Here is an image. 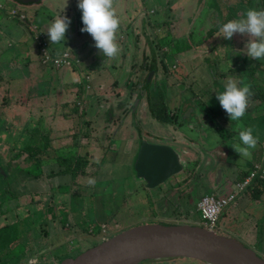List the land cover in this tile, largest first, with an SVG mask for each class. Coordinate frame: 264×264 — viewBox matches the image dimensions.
<instances>
[{
    "label": "rangeland",
    "instance_id": "rangeland-1",
    "mask_svg": "<svg viewBox=\"0 0 264 264\" xmlns=\"http://www.w3.org/2000/svg\"><path fill=\"white\" fill-rule=\"evenodd\" d=\"M260 1L116 0L120 53L98 61L93 57V38L81 32L78 0H67L63 12L71 20L64 45L51 44L47 29L66 0H40L33 5L0 0L5 6L0 9V100H5L0 101V226L7 225L0 233L4 235L2 245L18 239L12 249L0 243V258L8 252L14 261L22 259L21 264H59L134 226H202L196 209L199 199L206 194H228L239 181V170L247 172L264 160L263 104L250 98L245 115L231 121L216 98L229 77L236 79L228 74L229 68L241 63L248 37L235 34L228 40L219 32L213 34L214 39L208 37L219 27L215 14L226 10L230 20L239 19L249 9H264ZM12 7L17 16L10 15ZM40 32L53 52L68 50L78 59L76 67L64 70L66 94L77 91L66 99L69 105L64 109L53 111L49 106L60 95L63 74L39 64L36 39ZM197 45L199 50H189ZM166 49L164 70L160 62ZM247 59L244 66L249 71L240 80L249 78L256 86L264 80V60ZM23 60L26 63L19 64ZM153 61L157 72L148 83L150 91L149 87L148 92L136 87L129 94V84L132 89L136 82L145 84L144 66L150 67ZM30 63L34 69L37 66V73ZM34 75H38L36 80ZM83 79L78 93L75 84ZM157 87L165 90L167 108L178 116L175 123L171 118L163 123L149 109L150 102L162 100ZM137 98L139 103H135ZM64 99L61 94L59 102ZM133 104L137 107L132 108ZM187 108L192 112L182 119ZM40 118L47 121L42 125ZM36 127L53 134L54 139L37 155L42 161L34 164L22 142L31 138L23 135L28 134L25 129ZM247 127L259 138L249 160L231 147L240 142L239 131ZM141 141L175 150L183 166L181 173L148 189L133 171ZM77 156L88 164L72 180L70 173L62 171L69 170ZM62 157L69 160L64 163ZM249 203V194L240 193L236 205L220 215L215 232L235 234L231 237L264 258V206ZM47 205L49 212L45 211ZM152 264L205 263L174 259Z\"/></svg>",
    "mask_w": 264,
    "mask_h": 264
},
{
    "label": "water",
    "instance_id": "water-1",
    "mask_svg": "<svg viewBox=\"0 0 264 264\" xmlns=\"http://www.w3.org/2000/svg\"><path fill=\"white\" fill-rule=\"evenodd\" d=\"M13 1L33 5L38 4L40 0ZM93 52V57L98 61L105 58L95 46ZM153 74L152 70L146 76V85ZM143 86L144 84L140 83L136 87ZM143 91L139 97L143 95ZM139 101L137 98L135 103ZM135 105L132 107L135 108ZM191 112L192 109H185L182 119L188 118ZM182 169L180 157L171 147L141 141L134 159L133 171L136 178L142 180L148 189L160 186L172 176L181 173ZM174 259L195 260L205 264H264L263 257L235 238L188 224L134 226L74 258L63 259L59 264H152Z\"/></svg>",
    "mask_w": 264,
    "mask_h": 264
},
{
    "label": "clouds",
    "instance_id": "clouds-1",
    "mask_svg": "<svg viewBox=\"0 0 264 264\" xmlns=\"http://www.w3.org/2000/svg\"><path fill=\"white\" fill-rule=\"evenodd\" d=\"M66 6L67 0L61 14H58L48 26L47 35L51 44L63 42L64 45L66 40V33L71 24L70 18L63 14ZM78 8L82 11L81 32L91 35L95 47L104 57L116 58L121 49L117 40L121 20L116 0H78ZM219 31L228 40L235 34L247 36L248 41L243 51L253 60H264V9H249L244 17L229 20ZM251 95L249 84L229 77L224 84V91L216 98L230 120L238 121L245 115ZM253 131L252 127L240 130V142L231 144L240 157H250L251 150L256 148L259 138L254 136Z\"/></svg>",
    "mask_w": 264,
    "mask_h": 264
},
{
    "label": "trees",
    "instance_id": "trees-1",
    "mask_svg": "<svg viewBox=\"0 0 264 264\" xmlns=\"http://www.w3.org/2000/svg\"><path fill=\"white\" fill-rule=\"evenodd\" d=\"M247 3L248 2H245L244 4L247 5ZM259 3H260L259 6L264 8V1L261 0ZM210 36L211 35H208V37H210ZM161 56H162V59H161V62H160L161 63V68L166 70L167 67L165 65L164 59L167 56V51L161 52ZM247 60H248L247 58H243L241 63L238 66H235V68L229 70L228 74H230L232 76H235L236 79L240 80L241 77L249 71V68L247 67V65L244 66V64L246 63ZM153 62L154 63L150 64L149 68H150V70H153V71L156 72V70H157L156 68L157 67L155 66V61H153ZM60 71H61L60 75H62V72H64V71H62V70H60ZM214 76L216 77L215 74H214ZM137 83L140 84V82H136V84L134 85L133 89L131 88V85L129 84V89H130L129 94H132V91L134 92V90H136L135 88L137 86ZM261 83H262V81H260V84ZM126 84H128V82ZM256 86H257L256 89L253 90L254 92H253L252 98L253 99H258L260 101V103H262L263 106H264V89H262L259 84L256 85ZM155 91H159V93L161 94L162 100L161 101H157V99H156V101L154 103L148 101V104L150 102L149 109L152 111V113L155 115V117H158V119H160L163 123L168 122L167 120H169L170 118L173 119L170 122L175 123L177 121L178 116H176L173 113H171L169 108H167V102L165 101V95H164L165 90L162 91L161 87H159V88L157 87L155 89ZM189 106H191V105L189 104ZM176 111H177V109H176ZM81 116H85V115L82 114ZM167 117H168V119H167ZM214 122L215 121H212L213 124H214ZM41 124H42V120H41ZM85 125H86V123H85ZM33 130L37 133V134H35V136H34ZM215 130H217V129L215 128ZM24 132H28V134L23 133V135H25L27 137H31L30 138L31 140H33L35 138V140L31 142V143H33L32 146H30L29 143L28 144L26 143L30 139L28 141H26V142H22L23 147L27 148L28 153L27 152L26 153L28 154V158L34 159V161H36V162L38 161V163H39V161L41 159L38 158L37 155L41 156V154L49 147V143H50V140H49L50 138L48 139L49 132L44 133L42 131V129H40L39 127L33 128L31 131L28 130V129H25ZM227 135H228V138L231 137L230 136V132L227 133ZM23 141H24V139H23ZM28 148H30V150ZM41 149H43V150L41 151ZM60 160L64 161V163H65V161H68L69 158L66 159V158L62 157V158H60ZM71 161H73V160H71ZM84 163H85V166H86L88 164L87 160L84 159L83 157L77 156L76 159H74V161L72 163H70L69 170H67V171L64 170L62 172L64 174L65 173H70L71 179L74 180L75 177H77V175L79 174V172H81L85 168L84 167ZM246 173L247 172L243 173V176H240L238 178V180H241L246 175ZM263 191H264V179L263 180L254 181L253 184L245 192H247V194H249V199L250 200H255L256 201V200H259V198L262 195ZM160 224H162V225H175V224H172V223H170V224H168V223H160Z\"/></svg>",
    "mask_w": 264,
    "mask_h": 264
},
{
    "label": "built area",
    "instance_id": "built-area-1",
    "mask_svg": "<svg viewBox=\"0 0 264 264\" xmlns=\"http://www.w3.org/2000/svg\"><path fill=\"white\" fill-rule=\"evenodd\" d=\"M5 6L0 4V9ZM11 16H17V9L12 7L8 10ZM19 18L24 20V16L20 15ZM36 42L40 47L39 61L46 67H53L58 70H65L67 68H74L77 66L78 59L72 56L68 50L59 53L53 52L50 48L49 42L46 41L44 34L37 35ZM264 179V161L262 163L253 164L247 171L246 175L234 185V190L226 195L215 196L206 194L202 196L197 202L196 209L200 213L202 226L210 231L215 232L219 229V217L224 209L235 204L237 196L245 192L256 180ZM217 233V232H216Z\"/></svg>",
    "mask_w": 264,
    "mask_h": 264
},
{
    "label": "crops",
    "instance_id": "crops-1",
    "mask_svg": "<svg viewBox=\"0 0 264 264\" xmlns=\"http://www.w3.org/2000/svg\"><path fill=\"white\" fill-rule=\"evenodd\" d=\"M225 14H223L224 12L223 11H221V14L220 15H217V14H215V16L213 17V19L215 20V19H218V21H220V23L218 24V30H216V31H212L213 33H211L210 35V37L209 38H211V39H214L213 38V34H215V33H217V32H219L220 33V31H219V29H220V27L224 24V23H226V22H228L229 20H230V17H229V14L230 13H228L226 10H225ZM220 17V18H219ZM220 19V20H219ZM222 19H223V22H222ZM225 19V20H224ZM215 24V23H214ZM221 34V33H220ZM219 34V35H220ZM215 36V35H214ZM206 42V41H205ZM197 47H200V45H197L196 46V48H193V47H190L189 48V50L191 51V50H194V49H197V50H199V48H197ZM164 51H167V49L166 50H164ZM182 51V50H181ZM180 51V52H181ZM233 55H235V54H233ZM241 55V54H240ZM208 56H205L204 58H207ZM242 58H247V55L246 54H244V56H241ZM191 59H194V54L190 57ZM25 59V58H24ZM27 59V58H26ZM38 61H39V59H38ZM248 61V60H247ZM246 61V62H247ZM26 63V62H25ZM24 63V60H23V63H19V64H21V65H23V64H25ZM35 64H37V63H35ZM39 64H41L40 63V61H39ZM27 65H28V62H27ZM30 65H31V63H30ZM30 65H29V67H30ZM236 66V65H235ZM235 66H233V67H231V68H229V70L230 69H233V68H235ZM238 66V65H237ZM31 67H32V70L33 71H35V73H37V66H36V68L34 69L33 68V66L31 65ZM246 68V67H245ZM62 77H61V81H60V84H62L63 86H62V89L60 90L61 92H60V95L61 94H64L65 95V99H64V101L62 102V103H60L59 101H60V95L57 97V99H56V101L55 102H53V103H50V105L49 106H51V110H53V111H55L57 108H62V109H64V108H66L69 104H67V102H66V99L69 97V96H72V95H75V94H77V91L75 92V93H71V94H66V91L64 90V82H63V79L65 78V76H66V74H65V72H62ZM61 76V75H60ZM36 77L38 78V75H36ZM35 77V75L33 76V79H37ZM248 80V81H247ZM247 82H244V83H247V84H250V86H251V89L252 90H254V89H256V87L257 86H254L253 84H251V82H250V80H249V78H247ZM238 81H242V80H238ZM83 83H85L84 82V79H83V82H81V83H76L75 85H77L78 86V88H77V90H78V93H79V87L83 84ZM259 85H260V87L262 88V89H264V80H262V83L260 84L259 83ZM90 88V87H89ZM251 90V91H252ZM254 91H252V93H253ZM67 93H69V92H67ZM38 95L39 94H37V95H35V96H33L34 98H39L38 97ZM250 98H252V95H251V97ZM3 102L5 101V100H3V98L1 99ZM0 100V101H1ZM253 100H258V99H253ZM259 101V100H258ZM260 102V101H259ZM72 104V103H71ZM259 104V103H258ZM256 106V105H255ZM254 107V106H253ZM61 111V110H60ZM183 112H184V110H183ZM61 114H62V112H60ZM41 119V118H40ZM42 120V122L43 121H47L46 119H41ZM50 121H54V120H51L50 119ZM198 122H199V120H198ZM212 123V122H211ZM46 124H47V122H46ZM48 125V124H47ZM33 129V128H32ZM215 129V128H214ZM236 134V133H235ZM237 135V134H236ZM51 137V138H50ZM80 137V136H79ZM50 138V139H49ZM234 138H236V136L234 135ZM238 138H239V136H238ZM263 138H264V136H263ZM48 139L50 140V143H51V140H53L54 139V137H53V134H52V136H49L48 137ZM231 139H232V137H230V139H228L229 141H231ZM31 140V139H30ZM29 140V141H30ZM264 140V139H263ZM22 141H23V138H22ZM28 141V143H29V145L30 146H32V144L33 143H31V142H29ZM27 143V144H28ZM51 145V144H50ZM49 145V146H50ZM20 146V144L18 145V147ZM253 152H255L253 149L251 150V153H253ZM248 160H249V157H248ZM41 161H42V159H41ZM264 161V160H263ZM36 163V161H34V164ZM255 164V163H254ZM247 165L249 166V164H248V162H247ZM243 173H245V172H242V171H238V173H237V175H236V177H237V179L240 177V176H243ZM57 175V174H56ZM256 203V206L257 207H260L261 205H263L264 206V191H263V193H262V195L260 196V198H259V200H250V203ZM249 203V204H250ZM236 205V204H235ZM50 207L47 205V208H46V210H45V208H44V210L46 211V212H49L51 209H49ZM48 217V216H47ZM5 228H7V225H5V226H0V230L2 231V230H4ZM14 234V233H13ZM0 243H1V246H3V247H7V248H11L12 249V245L15 243V242H18V239L17 238H15V239H17V240H15L13 243H11V244H7L6 246L5 245H2L3 243H4V241H3V239H4V235H2L1 233H0ZM20 241L22 242V240H21V238H20ZM22 244L23 245H25V246H27L26 245V242L25 241H23L22 242ZM12 246V247H11ZM10 251V250H9ZM13 256L11 255V256H9V253L7 252L6 253V255H5V258L4 259H2V258H0V262L1 261H8V263L10 264H12V263H14V264H21V263H23L21 260L22 259H20V262H19V260H17V261H14L13 260V258H12ZM26 258V257H25ZM1 264V263H0ZM2 264H4V263H2Z\"/></svg>",
    "mask_w": 264,
    "mask_h": 264
},
{
    "label": "flooded vegetation",
    "instance_id": "flooded-vegetation-1",
    "mask_svg": "<svg viewBox=\"0 0 264 264\" xmlns=\"http://www.w3.org/2000/svg\"><path fill=\"white\" fill-rule=\"evenodd\" d=\"M0 40H1V37H0ZM144 68H145V77L149 74V72L150 71H152V70H150V68L149 67H147L146 65L144 66ZM156 72H157V70H156ZM156 72L154 73V74H156ZM150 85H146V84H144V86H143V90L144 91H147L148 92V88L147 87H149ZM149 91H150V87H149ZM150 95H148L146 98H147V100H149L150 98ZM229 234H231V236H235V234H233V233H231V232H228ZM224 236H226V235H224ZM231 236H228V237H231ZM236 237V236H235ZM236 239V238H235Z\"/></svg>",
    "mask_w": 264,
    "mask_h": 264
}]
</instances>
